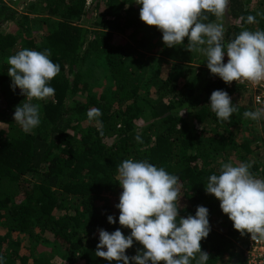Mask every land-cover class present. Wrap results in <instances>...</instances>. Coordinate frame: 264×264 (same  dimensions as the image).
<instances>
[{"label": "trees", "instance_id": "16d2710c", "mask_svg": "<svg viewBox=\"0 0 264 264\" xmlns=\"http://www.w3.org/2000/svg\"><path fill=\"white\" fill-rule=\"evenodd\" d=\"M126 1L105 0L107 7L99 10L100 18L91 27L83 22L93 10L87 0H42V9L57 19L37 42L25 33L26 26L16 23L14 31L1 29L16 18L19 0H0V122L6 127L0 129V223L6 226L0 232L3 264H58L44 254L52 243L63 249L64 264H117L97 257L95 251L99 229L131 234L119 224L116 207L123 191L118 165L130 158L147 160L179 177L180 217L194 216L197 206L209 210L210 232L201 241V251L209 254L207 264L218 263L229 252L233 238L242 237L244 244L245 234L234 229L228 215L222 214L220 201L205 187L208 177L218 175L227 163L217 160L218 155L229 154V144L236 147L234 134L243 113L252 110V96L247 91L249 97L236 101L234 93L246 88L239 81L227 84L211 74L201 53L196 54L197 64L182 67L181 61L173 60L164 74L153 69L140 47L162 33L155 26L140 36L138 48L113 43V30L122 32L140 21L142 5L130 2L123 9ZM94 5L98 7L99 0ZM260 8L248 7L246 0H229L225 15L217 18L207 13V22L222 24L225 40H231L245 29L264 30V18L257 16L259 22L254 24L246 22L248 15L264 12ZM46 48L51 49L49 58L60 66L59 74L49 81L55 94L42 102L39 126L25 132L15 122L14 112L16 106L29 101L18 87L13 91L7 58L23 49L42 52ZM86 49L103 58L111 86L71 106L70 98L81 87ZM227 61L225 55L224 63ZM182 69H188L185 78ZM215 90L226 91L238 108L228 121L218 119L211 110L210 96ZM93 108L102 113L103 136L96 121L87 117ZM140 117L149 123L142 131L135 125ZM83 119L87 123L81 125ZM137 135L142 143L135 139ZM250 141L238 143L241 149L235 153L240 158L245 159L258 145L251 146ZM249 163L257 171L259 164ZM261 174L264 176V168ZM109 215L116 223L108 222ZM13 232L28 237L26 252L21 249V239L11 236ZM138 249L143 246L134 240L126 255L135 256ZM235 264H246L245 258Z\"/></svg>", "mask_w": 264, "mask_h": 264}, {"label": "clouds", "instance_id": "9594fccd", "mask_svg": "<svg viewBox=\"0 0 264 264\" xmlns=\"http://www.w3.org/2000/svg\"><path fill=\"white\" fill-rule=\"evenodd\" d=\"M136 3L142 5L141 21L160 30L166 46L184 45L187 38L185 48L205 55L210 73L225 83L264 81V30L245 29L226 41L224 26L207 22V13L217 18L225 15L229 0H136ZM257 16L264 18V12L248 15L246 22L258 23ZM225 55L227 63H224ZM50 56L48 48L42 52L23 49L7 58L13 91L18 87L29 101L16 106L14 112L15 122L25 132L41 123V105L31 101H44L55 94L49 81L59 74L60 66ZM210 107L222 121H228L238 111L224 90L212 92ZM101 115L97 108L87 112L88 119L96 121L97 131L103 136ZM262 115L264 109L243 113L245 119L252 120H259ZM135 139L143 142L139 135ZM251 167V163L235 166L224 163L218 175L208 177L205 190L220 201L222 212L228 215L235 230L241 235L251 234L252 240H264V179L256 178L250 172ZM118 174V183L123 189L116 205L120 212L119 224L130 229L131 234L125 236L120 229L112 233L99 229L96 256L117 264H130V261L133 264H191L192 261L207 264L209 254L201 251V241L210 232L209 210L197 206L194 216H179V177L147 160L131 158L118 165ZM107 219L109 223H116L112 215ZM134 240L143 249L129 257L126 250L133 246ZM3 260L0 256V264Z\"/></svg>", "mask_w": 264, "mask_h": 264}, {"label": "rangeland", "instance_id": "374dc122", "mask_svg": "<svg viewBox=\"0 0 264 264\" xmlns=\"http://www.w3.org/2000/svg\"><path fill=\"white\" fill-rule=\"evenodd\" d=\"M11 2V0H7ZM105 0H99L98 7H95V0H87L89 7H92V13L87 19H84V23L88 26H95L96 21L100 18L99 10L106 8L107 5L104 4ZM139 5L136 3V0H129L123 4V9L129 4ZM247 6L251 8L264 7V0L262 5H260L259 0H246ZM17 9L16 18L14 21H9L4 23L1 27L3 31H14L16 29V23L21 27L26 26V34L31 35L35 41L39 42L42 38L43 31L45 29H50L55 25V19L57 17L48 15L46 11L42 9V0H19L18 4H15ZM100 8V9H99ZM124 14V11H122ZM84 18V17H83ZM264 25V20L262 21ZM151 26L146 25L144 22L140 21L136 25H131L126 27L122 32L113 30L112 42L115 44H128L132 47H137L138 39L141 35L145 34ZM22 28V27H21ZM152 32V31H151ZM154 33V32H152ZM151 44H147L145 47H140L146 57L151 60L153 69L159 70L161 74H164L166 68L169 65V61L178 60L181 61L182 67L184 65L197 64L196 54L194 52L188 51L187 41H184V45H178L174 47H168L164 44L162 40V33L153 35L151 37ZM138 48V47H137ZM133 56L135 53L133 52ZM183 77L185 78L188 75V69H182ZM108 69L104 65L103 58H101L95 51L86 49L85 57L82 64V80L80 89L70 98L71 106L79 104L86 99L87 95L91 93H99L103 90H109L111 86V81L107 76ZM242 96H248L249 93L243 88H239L234 93V98L239 103L242 101ZM41 105L40 112H42V102L36 101ZM249 106L251 111L256 109H264L256 106L252 101H249ZM89 107V106H88ZM142 117L138 118L135 121V125L139 128V131H142L146 128L149 123L145 122ZM81 125L87 123L86 119L80 120ZM0 129H6L5 125L0 122ZM70 130V129H69ZM234 139L236 140V147H232L230 144V153L229 154H219L217 160H224L227 163H232L234 166L239 163H249L256 162L258 163L257 171L250 172L260 179H264V176L261 174L262 168H264V115L261 116L259 120L245 119L243 117L242 122L240 123L239 130L234 134ZM244 139H249L251 146L254 144L256 148H253V151L249 152L244 158H240L239 154L235 153L238 147V143ZM102 199H98L97 203H101ZM112 203L115 205L117 202L112 198ZM224 214V213H222ZM6 226L4 223H0V232H5ZM11 236L14 238H19L22 241L21 249L23 252L27 251L28 237L25 234H17L16 232L11 233ZM242 237L233 238V241L229 244V252L223 255L218 263L211 264H235V262L242 263V248L243 243L241 240ZM32 248V246H31ZM45 255L51 257V260L58 264H64L65 254L61 246L57 243H52L48 246ZM236 260V261H235Z\"/></svg>", "mask_w": 264, "mask_h": 264}, {"label": "built area", "instance_id": "2783aa9c", "mask_svg": "<svg viewBox=\"0 0 264 264\" xmlns=\"http://www.w3.org/2000/svg\"><path fill=\"white\" fill-rule=\"evenodd\" d=\"M251 94L253 103L264 108V81L253 84L249 81H239ZM243 257L246 264H264V240L251 239V234L246 233L243 244Z\"/></svg>", "mask_w": 264, "mask_h": 264}]
</instances>
